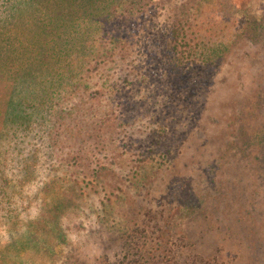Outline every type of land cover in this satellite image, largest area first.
Masks as SVG:
<instances>
[{"label": "rangeland", "instance_id": "rangeland-1", "mask_svg": "<svg viewBox=\"0 0 264 264\" xmlns=\"http://www.w3.org/2000/svg\"><path fill=\"white\" fill-rule=\"evenodd\" d=\"M177 6L190 53L174 75ZM133 32L123 40L143 78H121L116 61L118 89L95 99L80 83L71 109L23 141L39 167L14 189L13 224L51 216L54 231L38 226L23 251L4 245L29 240L22 229L0 232V264H186L196 252L216 256L205 264H264V0H153ZM12 86L0 80V124ZM146 155L154 164L136 169ZM98 163L116 194L80 187ZM20 166L4 176L23 178ZM44 182L58 204L38 203Z\"/></svg>", "mask_w": 264, "mask_h": 264}, {"label": "trees", "instance_id": "trees-1", "mask_svg": "<svg viewBox=\"0 0 264 264\" xmlns=\"http://www.w3.org/2000/svg\"><path fill=\"white\" fill-rule=\"evenodd\" d=\"M152 1L0 0V80L13 85L0 124V232L13 234L22 229L30 238L5 241L8 243L4 245L23 251L33 241L37 245L38 226L46 235L54 231L55 221L51 216L13 224L12 218L17 214L13 213L9 201L14 189L21 190L29 176L35 174L34 168L39 167L37 164L34 167L36 149H28L29 154L23 155V141L30 144V139L37 134L36 128L46 122V115L50 117L58 111L71 109V100L75 98L80 83L87 88V95L95 99L102 95V91L118 89L123 82L119 81L120 77H114L115 70L122 69L117 63H125L124 73L120 71L124 76L121 78H126L127 73L139 75L138 80L143 78L145 72L142 71L146 66L137 64L135 69L133 50L129 48L132 40L124 41L123 38L128 33H136L132 30ZM182 24L177 6L175 22L170 28L171 45L167 49L170 51L168 58H171L167 65L174 75L186 71L179 60L186 56L185 53H190L180 44L179 27ZM134 42L138 43L139 39ZM106 63L110 65L105 69L102 66ZM129 85L127 83L126 87ZM154 160L153 155L143 156L136 169L144 171L154 164ZM15 161L21 163L19 169L23 178H18L16 173L12 177L4 176L6 168ZM99 164L92 172L80 176V187L94 188L95 191L99 187L104 195L116 194L102 181L97 171L105 173L106 168ZM50 188V184L44 182L39 193L38 203L43 208L61 200L58 194L51 201ZM105 202L112 204L109 197ZM15 249L16 255L20 256ZM191 258L195 263L186 264L209 263L216 256L209 258L196 252L189 256Z\"/></svg>", "mask_w": 264, "mask_h": 264}]
</instances>
